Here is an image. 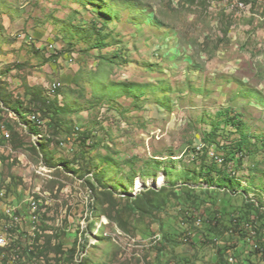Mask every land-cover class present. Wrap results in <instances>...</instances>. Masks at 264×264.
Segmentation results:
<instances>
[{
	"label": "rangeland",
	"instance_id": "rangeland-1",
	"mask_svg": "<svg viewBox=\"0 0 264 264\" xmlns=\"http://www.w3.org/2000/svg\"><path fill=\"white\" fill-rule=\"evenodd\" d=\"M0 127V264H264V0H0Z\"/></svg>",
	"mask_w": 264,
	"mask_h": 264
},
{
	"label": "trees",
	"instance_id": "trees-1",
	"mask_svg": "<svg viewBox=\"0 0 264 264\" xmlns=\"http://www.w3.org/2000/svg\"><path fill=\"white\" fill-rule=\"evenodd\" d=\"M225 115L227 116V123L228 124H232L234 126H238L240 125V121L238 119L237 116H230L231 113L229 111H227L225 113ZM210 144H206L204 146V150L202 151L203 153V157H208V155L210 154V149L213 146H218V143H216L214 140L213 141H209ZM248 139H241L238 143H237V149L235 151H231L228 153V156L225 157L222 160L221 164H218V162L215 160L213 162H211L210 166H207L205 164H203L204 167V171H206V177L208 179V181L210 183H212L214 181L215 176L221 178V179H227L228 177V173H227V169L229 167V165L236 163V161H238V159H240V155H245L244 151H247V146H248ZM203 171V170H202ZM258 234V233H257Z\"/></svg>",
	"mask_w": 264,
	"mask_h": 264
},
{
	"label": "built area",
	"instance_id": "built-area-1",
	"mask_svg": "<svg viewBox=\"0 0 264 264\" xmlns=\"http://www.w3.org/2000/svg\"><path fill=\"white\" fill-rule=\"evenodd\" d=\"M39 119V118H38ZM39 122L42 123L43 121L41 119H39ZM0 130H2L3 134L7 137L10 138V133L5 129V128H1ZM2 204H4V208H11V215L10 216H19L17 215V208L13 207L12 205L6 204V198H5V194H2ZM39 206V205H38ZM37 212L32 213V217L30 218L32 222H35L38 219V215H36ZM9 216V217H10ZM21 217V216H19ZM21 222H22V218H21ZM0 241H8V237L6 235V238H0ZM236 260L234 257L230 256L229 258H227V264H235ZM8 264H20L19 261L17 260H10L8 262Z\"/></svg>",
	"mask_w": 264,
	"mask_h": 264
},
{
	"label": "bare ground",
	"instance_id": "bare-ground-1",
	"mask_svg": "<svg viewBox=\"0 0 264 264\" xmlns=\"http://www.w3.org/2000/svg\"><path fill=\"white\" fill-rule=\"evenodd\" d=\"M141 185H142V184H141V181H139V184H138L139 189H140ZM37 203H38V202H34L33 205L36 206ZM0 238H4V237L0 235ZM8 243H9L8 241H2V242L0 241V246H7ZM22 264H23V263H22Z\"/></svg>",
	"mask_w": 264,
	"mask_h": 264
}]
</instances>
